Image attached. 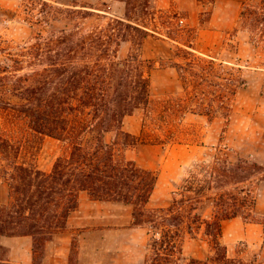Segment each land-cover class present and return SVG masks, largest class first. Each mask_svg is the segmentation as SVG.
<instances>
[{"label": "trees", "instance_id": "obj_1", "mask_svg": "<svg viewBox=\"0 0 264 264\" xmlns=\"http://www.w3.org/2000/svg\"><path fill=\"white\" fill-rule=\"evenodd\" d=\"M121 1L124 17L91 29L75 24L40 37L24 54L8 53L0 63V114L69 145L46 172L20 162L21 143L0 133V180L10 188L9 202L0 204V239L31 236L34 262L42 264L47 242L67 228L85 192L94 201L132 207V226L148 229L150 235L145 264H250L229 257L223 227L237 217L264 226V216L256 211L257 197L247 188L258 175L264 180V166L246 159L234 162L219 147L211 162L194 166L168 206L150 208L157 173L120 157L122 149L140 144H193L197 134L185 125L189 113L229 119L233 100L247 84L242 70L178 47L177 60L163 66L177 71L187 95L152 107L149 73L157 61L145 64L140 51L149 37L161 34L160 28L142 21L146 16L155 19L151 0ZM241 21L264 42V0L243 2ZM166 36L171 38L168 32ZM127 42L138 47L137 53L120 59ZM138 109L147 114L142 134L134 135L123 124ZM170 112L175 118L164 116ZM110 133L115 138L108 142ZM207 203L212 205L209 216L201 212ZM202 233L212 254L206 259L186 257V237Z\"/></svg>", "mask_w": 264, "mask_h": 264}, {"label": "rangeland", "instance_id": "obj_2", "mask_svg": "<svg viewBox=\"0 0 264 264\" xmlns=\"http://www.w3.org/2000/svg\"><path fill=\"white\" fill-rule=\"evenodd\" d=\"M245 1L248 0H151L150 10L155 13V19L150 16L142 19L150 27L160 28L161 32L149 37L140 51L145 64L149 60L157 61L156 68L149 73L152 107L187 95L177 71L163 66L176 59L178 47L202 57L215 56L226 65L241 68L247 82L232 102L229 119L187 114L185 125L197 134L193 144H140L120 148L121 158L134 160L139 166L157 173L158 183L150 208L168 206L173 192L194 166L211 162L219 147L234 162L246 159L264 166V42L242 26L241 10ZM88 11L96 13L88 16ZM125 13L126 5L121 0H0V63L7 60L10 52L26 53L25 48L40 37L48 38L75 24L91 29L107 24L111 18H122ZM167 32L171 38L166 36ZM137 48L131 42L124 43L118 57L126 59L137 53ZM170 113L163 115L175 118L176 115ZM146 114V109H138L127 116L124 130L141 135ZM153 127L148 129L149 134L153 133ZM4 132L21 143L20 162L36 165L46 172L53 169L56 159L69 148L67 142L35 134L25 122L0 114V133ZM114 138L113 133L107 135L108 142ZM261 176L247 183V188L257 197L258 216H264V180H260ZM9 190L7 183L0 180V199L8 196L7 202L0 204L9 202ZM131 212V206L115 202L97 204L84 193L78 210L70 216L69 231L73 239L68 250L69 264H145L149 231L131 228ZM201 212L209 216L211 203L205 204ZM223 242L230 258L264 264L261 256L264 243L261 241L252 243L244 239L235 242L223 237ZM183 248L188 258L206 259L212 254L209 240L203 233L187 236ZM5 253V249L1 250L0 257Z\"/></svg>", "mask_w": 264, "mask_h": 264}, {"label": "crops", "instance_id": "obj_3", "mask_svg": "<svg viewBox=\"0 0 264 264\" xmlns=\"http://www.w3.org/2000/svg\"><path fill=\"white\" fill-rule=\"evenodd\" d=\"M84 193L85 192L81 194L80 199ZM7 200L8 196L4 195L3 199H0V202L5 203ZM94 202L97 204L102 203L101 201ZM70 219L71 217L69 218L67 228L56 233L54 238L47 242L46 253L42 264H69L68 250L73 239V235L69 231ZM131 228L137 229L133 226H131ZM223 228L224 237L226 239L228 238L229 240H233L235 242L247 239L252 243H257L258 241L264 243V227L259 223H246L240 217H237L225 221ZM81 241H83L82 237ZM0 244L6 250L4 257L0 259V262L8 264H35L34 239L31 236H4L1 237ZM261 256L264 257V248L262 250Z\"/></svg>", "mask_w": 264, "mask_h": 264}]
</instances>
